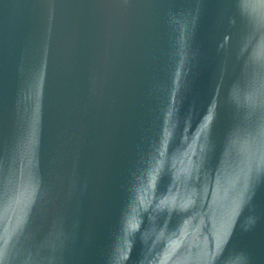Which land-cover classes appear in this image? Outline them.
<instances>
[{"label":"water","instance_id":"obj_1","mask_svg":"<svg viewBox=\"0 0 264 264\" xmlns=\"http://www.w3.org/2000/svg\"><path fill=\"white\" fill-rule=\"evenodd\" d=\"M0 264H264V0H0Z\"/></svg>","mask_w":264,"mask_h":264}]
</instances>
